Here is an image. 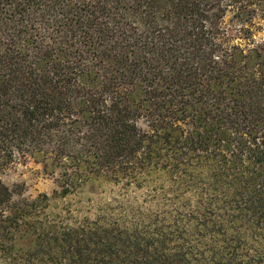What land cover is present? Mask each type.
Returning <instances> with one entry per match:
<instances>
[{
    "label": "trees",
    "instance_id": "16d2710c",
    "mask_svg": "<svg viewBox=\"0 0 264 264\" xmlns=\"http://www.w3.org/2000/svg\"><path fill=\"white\" fill-rule=\"evenodd\" d=\"M257 17L264 0H0V172L32 159L93 212L30 220L50 198L0 178V264H264Z\"/></svg>",
    "mask_w": 264,
    "mask_h": 264
},
{
    "label": "rangeland",
    "instance_id": "374dc122",
    "mask_svg": "<svg viewBox=\"0 0 264 264\" xmlns=\"http://www.w3.org/2000/svg\"><path fill=\"white\" fill-rule=\"evenodd\" d=\"M232 19L230 14L227 20ZM230 24V22L228 21ZM254 41L255 43L264 42V18L257 17L255 19ZM245 43V42H244ZM252 44L244 47H250ZM2 181L13 189L16 194H22V197L28 201L40 202L45 196L49 201L38 204V210L30 214V220H39L43 222H56V216L61 217L66 222L76 224L83 218L93 217V212L86 203L84 195H70L66 198H56V180L52 175L47 174L43 167L30 159L27 161L15 162L0 172ZM18 199V197H15ZM31 239V244L26 245L24 239ZM35 242L33 233L26 234L25 238H19V245L29 248ZM30 244V245H29Z\"/></svg>",
    "mask_w": 264,
    "mask_h": 264
}]
</instances>
